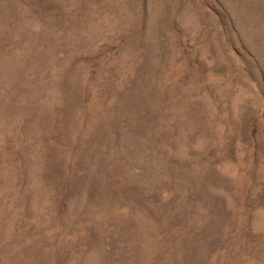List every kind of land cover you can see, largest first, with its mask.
Masks as SVG:
<instances>
[{
    "label": "rangeland",
    "instance_id": "obj_1",
    "mask_svg": "<svg viewBox=\"0 0 264 264\" xmlns=\"http://www.w3.org/2000/svg\"><path fill=\"white\" fill-rule=\"evenodd\" d=\"M0 264H264V0H0Z\"/></svg>",
    "mask_w": 264,
    "mask_h": 264
}]
</instances>
